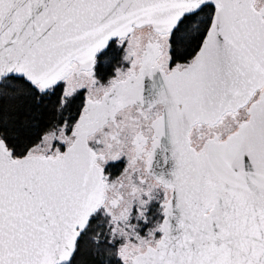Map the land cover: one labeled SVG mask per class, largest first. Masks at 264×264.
<instances>
[{"label": "snow or ice", "instance_id": "1", "mask_svg": "<svg viewBox=\"0 0 264 264\" xmlns=\"http://www.w3.org/2000/svg\"><path fill=\"white\" fill-rule=\"evenodd\" d=\"M0 264H264V0H0Z\"/></svg>", "mask_w": 264, "mask_h": 264}]
</instances>
